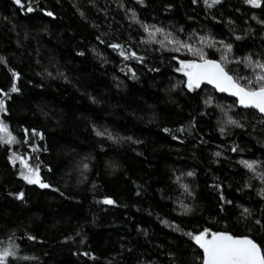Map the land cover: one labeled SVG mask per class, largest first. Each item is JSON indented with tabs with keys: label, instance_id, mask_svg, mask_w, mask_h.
<instances>
[{
	"label": "trees",
	"instance_id": "trees-1",
	"mask_svg": "<svg viewBox=\"0 0 264 264\" xmlns=\"http://www.w3.org/2000/svg\"><path fill=\"white\" fill-rule=\"evenodd\" d=\"M27 3L34 11L0 0V89L8 93L0 117L15 137L0 143V248L16 252L7 261L201 264L202 250L186 233L205 227L264 243L261 115L207 86L189 91L175 69L180 59L198 57L162 47L164 36L148 39L143 27L164 28L217 60L219 41L231 43L227 70L251 77L260 70L234 57L264 59V0L261 6L218 0L211 7L204 0ZM205 34L216 47L199 42ZM11 70L20 74L18 92H8ZM207 97L213 103L206 106ZM227 116L245 127L226 123ZM9 149L27 154L51 187L18 176ZM242 160L258 161L255 172ZM21 191V199L11 195ZM243 208L251 215L242 219Z\"/></svg>",
	"mask_w": 264,
	"mask_h": 264
},
{
	"label": "snow or ice",
	"instance_id": "snow-or-ice-1",
	"mask_svg": "<svg viewBox=\"0 0 264 264\" xmlns=\"http://www.w3.org/2000/svg\"><path fill=\"white\" fill-rule=\"evenodd\" d=\"M143 2V0H141ZM197 0H193V3H196ZM247 5L252 6H261L262 0H243ZM14 3L20 6L22 11L32 12L34 8L32 3L25 4V0H14ZM204 3L211 7L212 5L218 3V0H204ZM170 7V5H169ZM41 12H45L48 16H54V13L50 10L41 8ZM135 19V16L132 17ZM255 18V17H254ZM215 19V17H213ZM261 24H264V20L260 21ZM144 31L149 33L148 39H154L156 34L159 33L164 36L167 43L164 41H158L161 43L162 47H167L169 44L175 45V50L177 52L183 50L192 54L198 59H180L179 67L175 69L176 72L183 73L186 77L184 82V87L189 91L200 86L201 81H207L209 84L213 85L218 91L231 93L236 97L235 104L245 107H252L256 109L261 114V119L264 121V59L257 57L253 59L251 55H245L244 57L236 56L234 59L239 62L245 63L246 67H252L253 69H259L260 71H255L251 77H239L230 74L225 66V60L228 58L233 45L231 43H226L224 40H220L219 44L222 46L223 54L219 60L209 58L202 47H197L193 43L188 42L187 40H180L174 36L173 33L168 32L164 28L149 26L147 24L143 25ZM240 39L239 36L236 37ZM99 39V37H97ZM215 37L208 36L205 34L200 37L199 42L201 44H208L211 47H216L214 41ZM110 47L114 49L120 48L119 44H111ZM159 50V49H157ZM82 54V53H81ZM121 56H126V53L123 51L120 52ZM133 57H136L137 54L133 51L131 52ZM173 59H177L173 57ZM4 61V57L0 56V62ZM12 71V85L8 89V92H18L19 88L16 86V79L20 75L15 70ZM179 83V81L177 82ZM177 85L172 84L171 87L175 88ZM8 93L4 92L3 89H0V112H6L5 98ZM203 103L207 106L213 103L212 97H207ZM235 106V105H233ZM227 115V113H226ZM226 123L237 125L239 127H245L239 121L233 119L231 116H227ZM95 128V125L93 126ZM183 129V126H181ZM220 132L225 133V128L220 127ZM35 133V129L32 130ZM163 131L168 132V128H164ZM0 133H4L8 137V142H12L15 137L11 132L8 131L6 125L2 120H0ZM97 135L103 136L106 134L105 131L97 130ZM108 138L114 142L117 140V137L112 136L110 133H107ZM27 139V135L25 136ZM119 139H124L123 137ZM127 139L131 140V137ZM3 142V136H0V143ZM35 148V144L32 145ZM235 150V148L233 149ZM11 152L12 150L9 149ZM15 153H12L8 157L9 161H13V156ZM214 155H221V153H214ZM21 160V163L27 171H20L17 173L18 176H21L28 183L38 184L41 188L51 187L50 184L41 180L39 176V167L30 166L24 162L23 157H17ZM242 164L245 167L251 169L255 172L253 165L257 164L258 161L255 160H242ZM84 168H87V164L83 165ZM115 167V165H113ZM188 176L194 175L192 171L186 173ZM261 180V183H264V173L257 174ZM250 185L246 182L244 187H249ZM219 187V185H217ZM187 188V185H185ZM17 199L23 197V191L11 193ZM259 195L264 197V188L261 189ZM104 201L108 204H113L115 201L109 197H103ZM225 197L221 195V200H224ZM188 205H183V210H187ZM250 210L243 208V211L240 213L241 218H246L250 216ZM256 224H262L261 219H256ZM191 241L194 242L200 250H202V256H198L197 259L201 261V264H264V243H258L257 239L253 238L249 234L236 235L227 230L224 231H213L211 228L205 227L202 230L196 232L186 233ZM30 239H35L34 237H29ZM70 239V237H66ZM83 242V241H81ZM16 252L14 247H4L0 248V264H8L7 258L14 257ZM170 255H172L170 253ZM175 264V261L173 262Z\"/></svg>",
	"mask_w": 264,
	"mask_h": 264
},
{
	"label": "rangeland",
	"instance_id": "rangeland-1",
	"mask_svg": "<svg viewBox=\"0 0 264 264\" xmlns=\"http://www.w3.org/2000/svg\"><path fill=\"white\" fill-rule=\"evenodd\" d=\"M0 120H1V117H0ZM0 136H3V139H4L7 143H9V142H8V137H7L6 134H4V133H0ZM11 143H12V142H10L9 144H11ZM12 153H15V154H16L15 156H13V161H14V162H12V163H14V164L17 166L18 172H20V171H22V170L27 171V169H25V168L23 167V165H22V163H21V160L18 159L17 157H23V158H24V162L27 163V164L30 165V166H38L36 163H32V162L29 160L27 154H23V153H20V152H18V151H15V150H14V151L12 150V151L10 152V155H12ZM39 176H40V175H39ZM8 264H19V263H17L16 261H9Z\"/></svg>",
	"mask_w": 264,
	"mask_h": 264
},
{
	"label": "water",
	"instance_id": "water-1",
	"mask_svg": "<svg viewBox=\"0 0 264 264\" xmlns=\"http://www.w3.org/2000/svg\"><path fill=\"white\" fill-rule=\"evenodd\" d=\"M210 58H211V59H216V58H212V57H210ZM216 60H217V59H216ZM201 86H207V87L213 89L216 93H218V94H223V95H225V96H227V97H230V98H232V99H234V100L236 101V97L233 96L231 93L218 91L213 85L209 84L207 81H201L199 87H201ZM237 107H238V108H242V109H253V110L257 111L256 109H254V108H252V107H250V106H249V107H245V106L237 105ZM257 112H258V111H257ZM258 113H259V112H258ZM259 114H260V113H259ZM260 115H261V114H260Z\"/></svg>",
	"mask_w": 264,
	"mask_h": 264
}]
</instances>
